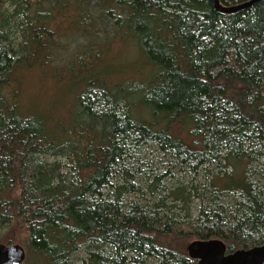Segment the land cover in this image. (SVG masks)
<instances>
[{"label": "trees", "instance_id": "1", "mask_svg": "<svg viewBox=\"0 0 264 264\" xmlns=\"http://www.w3.org/2000/svg\"><path fill=\"white\" fill-rule=\"evenodd\" d=\"M115 43L136 59L107 62ZM68 63L96 74L76 81L63 118L64 104L24 101L27 74L58 80ZM144 148L204 183L149 182ZM261 161L264 1L221 14L214 0H0V242L23 239L22 264H72L82 250V264H198L193 240L262 245Z\"/></svg>", "mask_w": 264, "mask_h": 264}, {"label": "rangeland", "instance_id": "2", "mask_svg": "<svg viewBox=\"0 0 264 264\" xmlns=\"http://www.w3.org/2000/svg\"><path fill=\"white\" fill-rule=\"evenodd\" d=\"M73 29V28H72ZM70 28V30L64 34L60 42L62 44L67 45V49L64 50L61 53L62 58L65 57L67 61L71 60L75 57V49H76V42L75 40L77 37L75 36L74 31ZM61 34V35H62ZM15 38H19V35H15ZM125 48V47H124ZM124 48L120 43H115L110 50H108L106 57L107 62H113L115 65L117 62H120L121 60H124L126 64H131L133 60H135V56L132 55V52L128 56H124L127 52H125ZM126 49V48H125ZM126 57V58H124ZM56 65V64H54ZM71 63L67 64L66 66L63 65L64 71L60 70L58 73L59 78L58 80L51 79L50 75L48 78H46L43 81L39 80L38 76V69H35L32 71V73L27 74L24 84L21 91V97L24 99L25 102L31 103L32 101H37L42 108H46L47 106H50L52 104H55L57 107V110L60 108L62 104H64V107L59 112V117H64L63 110L66 108V104H70V100L72 101L73 93H76L77 85L76 81L83 78H89L95 76V72L91 70L90 68H84L79 73H74V68L70 67ZM140 67V65H138ZM124 72V69L116 70V73L119 75ZM126 74V73H124ZM137 75V71H129L128 75L126 77H135ZM116 80L120 81V78H116ZM77 90V91H76ZM67 105V106H68ZM56 110V112H57ZM141 156V163L143 165L142 171L145 173H148V175L151 177L149 182L152 181L154 176H163L162 182L163 185L166 187H175L179 184H186L190 185L193 181V184L204 183V176L203 172L200 176L195 177L194 173L190 170H185L181 172L178 169L171 168V163L169 161V158L165 156L163 153H159L157 151H151L149 148H144L142 152L139 154ZM43 160L49 161V162H55L60 161L64 166L65 170L69 171L72 168V163L67 159L62 158H53V157H46L43 158ZM172 162V161H171ZM174 162V161H173ZM261 165H264V161L260 162ZM215 170V168L213 167ZM214 174H216V171H214ZM252 176V175H251ZM258 180V176L253 177L252 179ZM206 182V181H205ZM137 183L141 186V189L143 192H145V182L137 180ZM147 189V187H146ZM146 196L148 197V192L146 190ZM165 195V194H163ZM150 197V196H149ZM141 200V195H131L126 198V202H135ZM183 214V211H182ZM1 243V242H0ZM13 244H23V239H17ZM25 246V245H24ZM187 247V246H186ZM187 251V248H186ZM87 254L86 251L82 250L79 252V254L75 257L72 264H82V260H85Z\"/></svg>", "mask_w": 264, "mask_h": 264}, {"label": "water", "instance_id": "3", "mask_svg": "<svg viewBox=\"0 0 264 264\" xmlns=\"http://www.w3.org/2000/svg\"><path fill=\"white\" fill-rule=\"evenodd\" d=\"M264 0H249L235 6H224L214 0L215 9L221 14H234ZM188 256L198 264H264V244L250 249L230 252L221 239L193 240L187 245ZM27 256L20 244L0 243V264H22Z\"/></svg>", "mask_w": 264, "mask_h": 264}]
</instances>
